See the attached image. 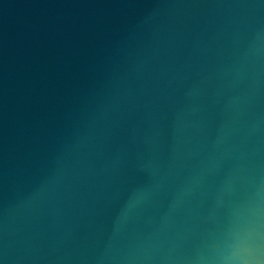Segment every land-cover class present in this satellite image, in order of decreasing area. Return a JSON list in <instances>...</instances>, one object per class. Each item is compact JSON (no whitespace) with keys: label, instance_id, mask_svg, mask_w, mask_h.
Instances as JSON below:
<instances>
[{"label":"water","instance_id":"1","mask_svg":"<svg viewBox=\"0 0 264 264\" xmlns=\"http://www.w3.org/2000/svg\"><path fill=\"white\" fill-rule=\"evenodd\" d=\"M264 230V0H0V264H216Z\"/></svg>","mask_w":264,"mask_h":264},{"label":"clouds","instance_id":"2","mask_svg":"<svg viewBox=\"0 0 264 264\" xmlns=\"http://www.w3.org/2000/svg\"><path fill=\"white\" fill-rule=\"evenodd\" d=\"M216 264H264V230L257 227L245 233L239 244L217 257Z\"/></svg>","mask_w":264,"mask_h":264}]
</instances>
